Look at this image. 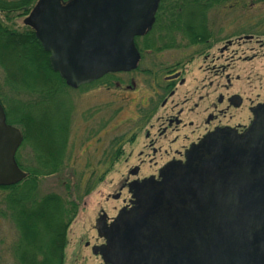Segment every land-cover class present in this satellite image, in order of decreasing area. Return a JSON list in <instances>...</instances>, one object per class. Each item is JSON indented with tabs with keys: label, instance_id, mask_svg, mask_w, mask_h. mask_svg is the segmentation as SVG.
<instances>
[{
	"label": "flooded vegetation",
	"instance_id": "flooded-vegetation-1",
	"mask_svg": "<svg viewBox=\"0 0 264 264\" xmlns=\"http://www.w3.org/2000/svg\"><path fill=\"white\" fill-rule=\"evenodd\" d=\"M157 14L134 39L137 69L68 86L140 94L135 116L113 130L111 153L101 104L87 105L79 125L67 94L55 172L38 178L66 174L78 146L87 153L80 200L114 174L80 239L88 264H264V0H226L197 12L190 28L157 26L163 36L153 33ZM18 165L27 177L5 190L19 242L11 196L27 208L41 198Z\"/></svg>",
	"mask_w": 264,
	"mask_h": 264
},
{
	"label": "trees",
	"instance_id": "trees-1",
	"mask_svg": "<svg viewBox=\"0 0 264 264\" xmlns=\"http://www.w3.org/2000/svg\"><path fill=\"white\" fill-rule=\"evenodd\" d=\"M38 0H0V69L6 75L11 93L9 101L1 94L0 100L5 108L8 124L21 128L24 134L23 146H30L37 160L35 167L22 165L17 155V162L30 173L29 188L36 190L39 185L38 175H51L55 172L54 160L60 147L57 124L66 122L68 106L67 94L70 89L59 73L52 69L50 53L46 52L31 27L17 29L14 27L16 17L28 16ZM69 1V0H65ZM226 0H161L156 27L169 29H187L193 26L196 13L210 9L213 5H222ZM208 5V7H204ZM6 21V22H5ZM10 23V24H7ZM136 44L140 42L136 39ZM141 44H145L142 42ZM111 76L105 79L113 85ZM24 93L37 96L36 102L22 103L15 98ZM58 97V98H57ZM49 103L52 109L49 107ZM41 115H37V111ZM59 142V143H58ZM59 150V149H58ZM19 184L0 187L16 189ZM11 196V208L16 212L14 220L20 228V240L14 254V264H63L67 246V230L77 212L75 201H66L61 195L50 193L32 201L30 207L22 204L21 198ZM27 208V209H26Z\"/></svg>",
	"mask_w": 264,
	"mask_h": 264
},
{
	"label": "water",
	"instance_id": "water-1",
	"mask_svg": "<svg viewBox=\"0 0 264 264\" xmlns=\"http://www.w3.org/2000/svg\"><path fill=\"white\" fill-rule=\"evenodd\" d=\"M161 0H38L25 24L50 53L52 69L77 89L106 73L138 68L135 37L149 32ZM23 142L0 100V187L27 177L16 153Z\"/></svg>",
	"mask_w": 264,
	"mask_h": 264
},
{
	"label": "rangeland",
	"instance_id": "rangeland-1",
	"mask_svg": "<svg viewBox=\"0 0 264 264\" xmlns=\"http://www.w3.org/2000/svg\"><path fill=\"white\" fill-rule=\"evenodd\" d=\"M28 16L16 17L14 27L17 29H23L26 27L27 25L25 24V20ZM4 18V15L0 13V19L4 20ZM7 24L10 23L7 22ZM145 67L146 62L144 61L141 64V69H144ZM140 86L143 87L142 85ZM0 87L1 94L9 101V95L12 93L6 81V75L1 69ZM74 91L75 90L71 88L68 89L69 100L71 99L74 106L72 115L74 123L79 125L83 123V113L85 112L87 105L90 107L96 106L99 103L103 107L104 124H106L104 139V155L106 157L107 154L111 153L109 150L112 147L111 143L113 142L115 135L113 130L116 126L127 123L130 117L135 116L137 111V102L140 101V94L133 92H118L116 89H105L97 95L95 92H93L92 95H87L84 93L86 92L84 90ZM13 96H15V98L22 103H34L39 100L37 96H31L24 93H15ZM49 107L52 109L50 103ZM36 113L37 115H41L40 110ZM85 151L86 148L80 149V146L76 147V149L71 152L70 166L67 169L66 174L39 178V185L36 190L39 198H42L49 193H56L61 195L66 201L78 202L79 212L77 218L67 232L69 245L65 249L66 264H88L86 260L78 257L83 254L92 256L91 252L86 250L80 244V239L82 238V234L85 230L84 227L91 229L92 224L94 223L93 218L96 215V209H94L95 206H97L100 201H105L107 194L114 191V189L110 188L112 184L111 181L114 177V174L111 172L110 175L108 174L106 176L104 183L97 190L89 196H85L83 201L80 200L84 196L86 190V188L82 189V187H85L83 184L86 179H81L80 177L81 172L86 169L85 157L87 153ZM18 155L21 157L20 160L25 167L28 168L37 166L33 149L30 146L25 145L18 152ZM78 187L83 193L80 190L76 191ZM11 194L12 193H9V191L0 189V264L15 263L14 250L17 246L19 232L11 218V214L9 215L8 213L7 198Z\"/></svg>",
	"mask_w": 264,
	"mask_h": 264
}]
</instances>
